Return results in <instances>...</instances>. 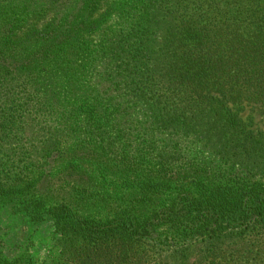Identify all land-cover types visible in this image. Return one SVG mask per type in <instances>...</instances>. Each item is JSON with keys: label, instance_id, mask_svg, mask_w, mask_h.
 <instances>
[{"label": "trees", "instance_id": "16d2710c", "mask_svg": "<svg viewBox=\"0 0 264 264\" xmlns=\"http://www.w3.org/2000/svg\"><path fill=\"white\" fill-rule=\"evenodd\" d=\"M192 2L0 0V264L46 263L7 252L5 213L50 222L58 264H187L196 239L262 233L264 134L227 104L264 107V0ZM222 2L227 34L200 10Z\"/></svg>", "mask_w": 264, "mask_h": 264}, {"label": "rangeland", "instance_id": "374dc122", "mask_svg": "<svg viewBox=\"0 0 264 264\" xmlns=\"http://www.w3.org/2000/svg\"><path fill=\"white\" fill-rule=\"evenodd\" d=\"M193 0H182L179 3L180 7H177L172 3L170 9L175 11V14L192 13L196 10L197 5L192 2ZM222 4V13L226 17H223L217 12H210L206 8L200 9L201 11L208 12L205 16L207 20L211 21L216 28L228 29L226 34L230 32V24L228 22L229 12L227 8H224ZM178 9V10H177ZM173 16L167 17L164 22H161L158 28V33L155 35V49H160L165 52L166 59L170 55H166V51L162 49L164 39L168 36V27L172 22ZM160 20L161 17L159 18ZM158 50L157 54L161 51ZM156 54V56H158ZM158 87L162 90L163 95L161 101L173 100V97H168V89L166 83L160 80ZM234 111L239 112L240 116L245 120L246 130L253 131L254 135L260 140L264 134V107L260 103L244 100L238 102V105L228 102ZM31 147V146H26ZM32 148V147H31ZM27 149V148H25ZM2 227L6 230V244L7 252L10 255L17 254L21 246H32L29 248L32 252L46 259L45 264H58L51 257L50 250H56L59 242L55 239L54 228L50 222L45 224H39L31 226L19 215H12L5 213L2 218ZM33 243V245H32ZM163 255L164 261L170 264H177V259L172 260V253L169 247H160V251ZM187 264H264V230L262 233L249 232L245 235L239 236L230 234L228 237L221 239H196L190 244V254L187 260Z\"/></svg>", "mask_w": 264, "mask_h": 264}]
</instances>
